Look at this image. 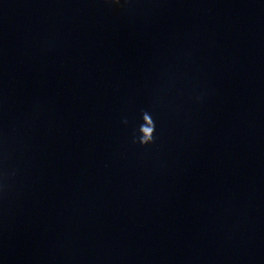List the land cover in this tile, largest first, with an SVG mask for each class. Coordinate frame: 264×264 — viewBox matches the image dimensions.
Listing matches in <instances>:
<instances>
[{
    "label": "clouds",
    "instance_id": "clouds-1",
    "mask_svg": "<svg viewBox=\"0 0 264 264\" xmlns=\"http://www.w3.org/2000/svg\"><path fill=\"white\" fill-rule=\"evenodd\" d=\"M110 3L114 5H120V0H110ZM201 97H197V100ZM142 123L138 127L139 134H135L132 137L131 143L133 145H139L141 148H147L150 145L155 144L157 137L154 135L156 133V123L153 117V113L149 110H141ZM123 124L127 125L129 123L128 119L125 118L122 121ZM15 173H13L14 175Z\"/></svg>",
    "mask_w": 264,
    "mask_h": 264
}]
</instances>
